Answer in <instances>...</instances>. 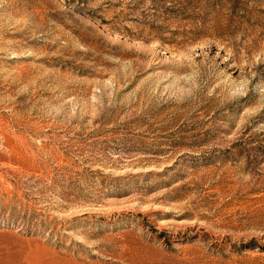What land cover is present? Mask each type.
Here are the masks:
<instances>
[{
  "label": "rangeland",
  "instance_id": "obj_1",
  "mask_svg": "<svg viewBox=\"0 0 264 264\" xmlns=\"http://www.w3.org/2000/svg\"><path fill=\"white\" fill-rule=\"evenodd\" d=\"M0 264H264V0H0Z\"/></svg>",
  "mask_w": 264,
  "mask_h": 264
}]
</instances>
